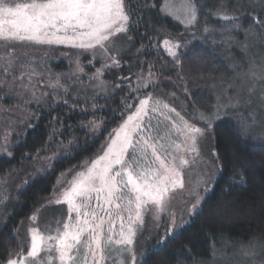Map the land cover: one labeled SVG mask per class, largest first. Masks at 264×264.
Masks as SVG:
<instances>
[{
    "label": "trees",
    "instance_id": "obj_1",
    "mask_svg": "<svg viewBox=\"0 0 264 264\" xmlns=\"http://www.w3.org/2000/svg\"><path fill=\"white\" fill-rule=\"evenodd\" d=\"M162 1L125 0L130 16L127 47L116 56L119 67L113 65L103 71L101 77L106 85L101 90L105 93L101 90L94 94L79 92L84 79L95 73L94 62L89 64L92 59L88 56L82 59L83 73L77 82L64 78V71L70 66L66 59L50 63L52 81L59 77L67 92L64 87L50 88L47 95L33 100L16 97L11 89L3 83L0 85L1 111L21 107L22 113L19 122L5 123L11 128L8 138L4 139L11 155L0 157V177L8 175L9 185L13 182L19 188L11 186L14 194L11 191L5 196L8 201L0 227V262L5 261L15 247L14 232L19 222L49 195L59 172L94 155L124 117L126 105H135L146 92H155L164 98L180 93L190 108L206 114L211 112L213 101L207 87L213 81L226 79L230 70L203 33L205 26L220 25L221 17L216 13L226 0H194L197 24L189 32L162 12ZM227 10L230 16L242 20L244 26L259 29L254 19L264 21L263 10L238 8L231 2ZM165 35L183 45L184 48L178 49L179 62L169 60L158 49V41ZM14 55L12 53L13 61ZM5 57L8 60V52ZM149 65L159 84L155 88L150 85L131 91L138 71ZM10 66L9 72H14L15 67ZM8 77L9 74L0 70V79L4 81ZM73 82L76 85H72ZM245 115V111L237 114L230 110L214 123L210 129L211 150L217 165L213 182L195 213L171 234L151 240L144 247L138 264H191L209 259L212 245L223 238L232 242H247L254 237L264 239V141L244 134L239 117ZM1 116L4 118V113ZM91 117L98 121V127L86 125ZM60 125L63 127L59 128ZM58 137L67 145L65 155L52 161L51 169L37 171L38 164L33 159L44 146L61 143Z\"/></svg>",
    "mask_w": 264,
    "mask_h": 264
},
{
    "label": "snow or ice",
    "instance_id": "obj_2",
    "mask_svg": "<svg viewBox=\"0 0 264 264\" xmlns=\"http://www.w3.org/2000/svg\"><path fill=\"white\" fill-rule=\"evenodd\" d=\"M224 10V5L221 4L216 14L221 15ZM222 19L232 21L237 17L224 14ZM129 20L125 0H0V43L9 47L4 71L7 72L8 65L13 63L11 45L15 43L66 45L84 51L92 50L93 59L99 49L102 57L110 59L111 64L105 62L90 79L98 80L97 87H103L104 82L100 77L104 69L113 65L119 67L115 56H108L110 45L118 34L127 33ZM181 22L186 28L197 24L195 3L187 5ZM254 24L264 27L259 20L254 19ZM232 27L239 28L240 25L234 24ZM204 31L207 33L210 29L205 26ZM163 43L168 54L179 62L176 50L183 45L170 40H164ZM77 65L82 72L83 68H79L78 59ZM35 74L33 69L32 75ZM24 75L22 71L21 77ZM32 75L28 77L29 82ZM250 76L253 80L260 81L264 88V71L258 73L253 68ZM137 78L139 83L132 89L134 92L152 85V66L149 65L147 76L139 75ZM48 87L56 89L64 86L57 77L56 81L48 83ZM67 90L64 87V91ZM249 91L253 92L254 87ZM261 95L264 97V91ZM133 107L135 111L118 130L110 134L109 142L102 146V154L93 159L84 171L78 172L71 181H67L68 187L56 200L57 204L66 203L68 206V219L63 222V230L58 226L55 235L45 236L38 228H30L31 244L27 254L21 250L15 254L17 258H10L7 264H53L54 261L59 264H101L105 259L111 258L114 245L133 244L136 232L132 225L143 223L141 210L149 202L156 205L158 212L168 210L170 198L167 194L177 186L184 187L180 169L190 163L180 153L186 151L198 155V137L204 136L213 128L214 123L221 119L223 108L227 106L218 101L209 114L202 111L194 113L193 119L203 122L205 127L189 123L175 108L151 93L139 98L136 105H126L127 109ZM159 116L164 119H159ZM165 121H169L170 126ZM161 127L166 129L163 134ZM62 183L64 181L58 180V185ZM93 199L96 201L95 207H92ZM198 204L197 193L189 208L190 215L195 213ZM122 208L129 213L128 230L125 232L121 223L119 239L113 240V222L111 219L107 221L109 227L105 234L103 225L106 221L103 216L98 215V209L104 210L109 217L115 212L123 221V217L119 215ZM73 212L76 213L75 218L72 217ZM31 219L36 220L35 214ZM170 227L175 230L174 214ZM116 250L129 252L135 264L136 258L132 249ZM120 264H124V261H120Z\"/></svg>",
    "mask_w": 264,
    "mask_h": 264
},
{
    "label": "rangeland",
    "instance_id": "obj_3",
    "mask_svg": "<svg viewBox=\"0 0 264 264\" xmlns=\"http://www.w3.org/2000/svg\"><path fill=\"white\" fill-rule=\"evenodd\" d=\"M230 2L233 3L234 7H248L251 9L263 10L264 12V0H226V2H223L225 10L221 15L216 14V16L221 17L220 25L215 26L216 24H210L208 27L210 31L207 33L204 31L203 35L210 41L211 45L217 49L218 56L223 58L226 62L230 70V75L226 79L213 81L208 85L207 89L209 90V94L213 101L212 106L216 105L218 101L220 104L227 106L223 108L221 114L230 110L236 111L237 114L245 111L246 115L239 117L242 131L245 135L250 136L256 141H264V97L261 95L264 88H262L260 81L253 80L250 76V71L253 70V68L258 73L264 71V27L260 26L258 29L252 25L244 26L242 20L239 21L238 19L233 21L223 20L222 15H229L227 5ZM191 3H195L194 0H163L161 3V10L173 21L181 25L183 29L189 32V29L193 28V26L186 28L185 24L181 21L184 19L187 5ZM234 24H238L240 27H232ZM262 24H264V21ZM125 40H127L126 34H118L114 43L110 45L111 50L108 56H115L116 58L117 54L126 50L127 45ZM164 40H170L172 43L181 42L170 35H165V37H162L158 41V49L162 50V53L169 57V60L173 61L175 59L168 54L163 43ZM11 48L12 53H15L14 61L12 63L13 67H15V71L9 72L8 70L5 72L4 68L7 65V60L5 59L7 56L5 57V53L9 52V47H6L4 43H0V58H2L0 59V63L6 61L5 64L0 66V70L9 74V77L4 81L3 78L0 79V85L3 83L8 89H11V93L14 96L20 98L28 97V99L37 100L40 99L39 96H45L44 93H49L50 87H48V83L50 81L54 82L52 81L50 68L51 62L66 59L70 66L68 67V70L64 71V78L74 80L75 82L80 81L79 75L83 73V71L81 72L78 70L77 59L79 60V68H83V57L88 56L91 58L92 63L89 64H93L94 62L93 65L95 72L98 68H101L105 62L111 64L110 59L102 57L99 49L96 50V56L95 59H93L92 50L84 51L66 45L41 46L29 43H15L11 45ZM176 51L178 53V49ZM8 68H11V66L9 67L8 65ZM33 69L35 70V75H32ZM148 69L149 68H145L142 71H138L132 82L133 87L130 88L131 91L132 89H135L139 83L137 77L139 75L147 76ZM22 71L25 73L23 77H21ZM153 73L154 79L152 85L153 83H156L154 86L155 88L159 83H157L156 73L154 71ZM29 75H32L31 82H29ZM90 77L87 80L84 79V82L78 88L79 92L94 94L103 91V93H105V90H101L102 87H97L99 81L90 79ZM100 80L106 85V80L103 77H100ZM75 82L71 84L76 85ZM25 85H27V87H25ZM253 87L254 91L250 92L249 89H252ZM150 93L154 97L159 98L163 103H167L171 108H175L181 116L189 121V123H194L197 127H205L203 122L198 119H193V114L198 113L199 111L190 108L186 101L182 99L180 93H173L174 95L171 93L168 98L161 97L155 92ZM147 94L148 92H146L145 96ZM138 102L139 100L136 104H138ZM20 108L21 107H14L8 112L1 111L0 109V157L9 155L8 145L4 139L6 137L8 138L11 128L5 123H12L11 121L16 123L19 122L22 117ZM212 110L213 109H211V111ZM134 111L135 107L127 109L122 120L111 130L110 134H113L114 130H118L125 120H127L128 116ZM164 112L165 114H168L167 110H164ZM2 113H4V118L1 116ZM170 115L174 116V114ZM158 118L161 120L164 119L163 116H159ZM8 119L9 121H7ZM153 123H156L155 119L153 120ZM165 123L170 126L169 121H165ZM86 125L89 127H98V121H95V119L91 117L87 120ZM62 127L63 126L60 125L59 128ZM164 131H166V129L161 127V134H163ZM110 134L101 143L94 155L83 160L79 164L59 172L49 195L38 203L39 205L30 213V215L27 216V218L19 222L14 232L16 238L15 247L8 253L6 260L0 262V264H7V261L10 258L16 259L17 257L15 254L21 252V250H23L25 255L27 254L31 244L29 233L30 228H38L45 236L55 235L58 226L63 230V222L68 219V206L66 203L57 204L56 200L60 197L62 191L68 187L67 181H71L78 172L84 171L93 159L102 154V146L109 142ZM54 137L57 138V135ZM59 139L60 138L58 137L57 141L61 142ZM163 142L164 141H162V143ZM196 148L198 155L186 151L180 153V155H183L185 159L190 161V163L180 169V178L183 181L184 187L180 188L177 186L167 194L170 198L168 201V210L165 212H158L156 205L151 202L146 204L141 210L143 223L141 224L137 222L132 225L136 232L133 237V244L114 245L111 258L105 259L101 264H120V261H124V264H133L129 252H119L116 250L121 248L132 249V254H134L136 258L135 264H138L141 254L145 251L144 247H146L151 240L173 232L170 227L173 214L175 216V229H177L179 225L188 218L190 215L189 208L195 201L197 193L199 196V204L197 208L199 207L205 192L210 187L217 172V165L211 150L210 130H208L204 136L198 137ZM67 149V145H64L63 141L59 144L44 146V148L39 151L37 157L35 156L33 159L35 163L38 164L36 167L37 171L41 172L45 169H51L52 161L62 157ZM8 179H11L8 175L0 177V227L4 223L7 212L4 205L8 201V198L5 196L8 193L10 194L11 191H13L14 194V189L19 188L18 184L12 182L11 186L14 188L12 189L9 185ZM58 180L64 181V183L58 185ZM95 206L96 201L93 199L92 207ZM34 214L36 216L35 221L31 219ZM98 215L103 216L106 221L103 225L105 234H107L106 230L109 227L107 221H109V219L112 220L113 240L119 239L121 223L124 225L123 230L127 232L129 213L123 210V208L119 210V215L123 217V221L116 216L115 212L109 217L104 210L98 209ZM132 215H135L134 205ZM75 216L76 213L73 212L72 217L75 218ZM218 244L212 245L209 259L199 260L191 264H262V262H264V239H261L260 237H254L247 242H232L223 238ZM253 252L255 255H252ZM41 255L43 256L44 253H41ZM53 255H55V253H53ZM53 264H59V262L54 261Z\"/></svg>",
    "mask_w": 264,
    "mask_h": 264
}]
</instances>
